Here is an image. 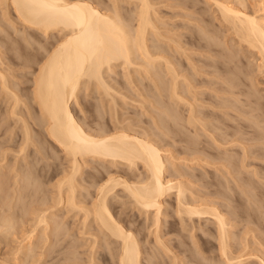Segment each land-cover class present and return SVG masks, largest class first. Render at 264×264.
Masks as SVG:
<instances>
[{"label":"rangeland","instance_id":"374dc122","mask_svg":"<svg viewBox=\"0 0 264 264\" xmlns=\"http://www.w3.org/2000/svg\"><path fill=\"white\" fill-rule=\"evenodd\" d=\"M0 1H1L0 2V41H1L0 42V72L4 74V76L6 75L5 77H7L6 80H7L8 86H10L9 87L10 91H13L12 93H14V96L16 94L15 100L16 99L18 100V101L16 100L17 103H15L13 99L14 97L13 94L10 93L9 95L8 92H5L4 89L0 87V170H3L7 174V175L5 174V176L7 177H5L4 179L7 180V184L9 186L5 188V190L7 191V192L5 191L6 193L4 192L3 195H1L0 193V197L2 198L0 201L3 204L2 206L0 205V217H2V214L4 213L9 214L12 210L13 213L11 212L9 215H11L12 217L14 216L13 218L15 219V221H18L16 219L17 218L16 216H21L22 217L21 219H25L23 221V226H22V222L19 217L18 224L20 226L16 223L15 226H18V227L17 228L15 227L16 229L13 228L15 231L12 229L7 230V226L0 225V264H3V263L4 264L6 263L7 264H20V263L21 264H30V263L31 264H51L53 263V261L55 262L56 256L58 257L57 259L58 261L59 259H61L62 256L64 257L62 259H65L66 257V260H67V261L62 260L64 263L61 260L58 263V261L56 260L58 264H113L114 260L112 259V254H113V251L115 252L114 249H116L115 244H110V245L105 244V240L102 239L101 233L98 236H96V241H95V238L93 236L96 235V232H95L96 229H95V223L93 219L88 218L87 220L88 223L86 221L85 226H82L83 223L81 224V222H83L82 220L84 218L83 210L79 211V209H76V208L74 209L71 207L69 208L68 205H65V204L63 205V203H61L62 205L57 204L56 190H55L54 184L55 182L59 180V178L63 176V170L66 171V169H68V166H69L68 157L66 156L63 149L58 147L56 143L53 142L47 136L43 128L40 126L42 123L41 112L37 106L36 101L33 99V95H32V89H33L32 80H33V75H34L33 73L36 72V68L38 67V64L42 61L43 59L42 56L44 55L42 48L39 47V44H38L40 42H37V41H42V42L44 41L45 43L48 44L51 41L54 42V39L57 40L58 38H60L62 33L60 31L59 32L54 31V33L49 32L47 35L48 37H46L45 39L42 33L40 34V32H38L36 29L32 27L24 26L22 25L21 22L17 20L15 21V14L12 11V9L8 8L9 14L5 15L4 13L6 10V6L2 0ZM131 1H134V0H131ZM223 1H226V0H223ZM229 1H231L232 3L235 2L237 3L238 6L244 7L248 13L257 14V15L264 14V0H238V1L229 0ZM148 2L151 5L150 12L153 13V14L151 13V15L155 16V18L154 16L152 17L154 18L155 24L158 26V27L156 26L157 29L159 30L158 33L161 32L160 33L161 35L159 34L157 35V33L155 34L154 32L153 34L149 33V34H152L151 36L148 34L149 36L148 38L150 39L149 42L153 44V41H155V39L156 41L159 40L157 41L158 43L155 44L156 43L155 42L154 45L157 46L160 44L159 46L163 47V49H167V51L169 50V53L167 56L169 57V54H170V58L172 59L173 57L172 59L174 61L173 65L176 67L175 69H176V72L178 73L177 84H179V86H177V89H179L180 94L183 93L182 96L184 95V98L185 97L186 99L188 98V101L193 103V106H194L193 111H194V114L197 115L196 118L198 116H199L198 118H200V116H203L202 114H204L205 117H202L203 119L201 118V120L205 121L204 124H205V127H207L205 128L206 130H202L201 127H199V125L197 124L198 126L196 125L197 127L195 128H197L198 130L195 131L194 125L192 124L190 125L187 123L186 119H187L189 110L186 108L188 106L186 104L183 105V103L181 102L177 103L176 101H173V100L171 101L169 97L166 98V96L170 93L169 91H167L168 89L167 90L163 89L165 92L167 91V93L164 92L166 96L163 95L162 88L159 85L160 81L164 80L163 82L169 85L168 83L170 81V75H168L169 73H166V70L163 64L162 63L160 64L158 61H155L154 64L152 63L154 67H151V65L144 66L142 64H139V62L141 63V61L139 60H135L130 65H124L120 59H119L120 61L116 60L112 64L113 65L111 67L112 69L111 68L110 69L108 68L109 70L105 69L104 74H103V77L106 82V87H107L106 91L105 89L101 88L100 85H97V83L94 80L90 81L89 83H85L84 85H82L83 83H81V85H79V88L77 90L76 98L73 99L70 103L71 107L74 108L73 111H75L74 113L75 117L78 118V121H80L81 123H84L83 125L85 127H89L90 130H93V132L95 131L94 129H96V131H100V130L104 131L105 129H109L107 131L105 130L106 133H110V132L112 133L116 129L117 130L121 129L125 131L129 130L128 132H131V131L135 132L139 136H142V135L148 136L150 137V139L153 137L154 138V139L152 138L153 141L157 140L156 141V143L158 142L157 146L160 149V154L162 158L164 159L165 165L167 167L165 171V177L171 179L172 182H177V181L182 182L183 181L184 185H186L185 183H187L186 185L187 187L185 186L186 187V192H185L186 198L189 197L187 198V200H190V201L193 200L196 204H198L200 201L201 204L206 203L207 205H210V206H214V207L216 206V208L219 209L222 213H224V211L226 213L228 210V212L226 214L224 213V215L226 216L227 221L229 222V224H227L228 226L227 228L229 229L228 233L230 235L229 236V243L231 245L230 251H232L233 255H236L237 253L240 254L241 252L242 254H244V257H247V258H248V255L251 254V258H250L251 262L249 264H258L254 257L261 256L263 264H264V179H263L264 178V156L260 155L262 153L264 155V152H262L264 151V148H263L264 139L257 140L255 138L256 136H259L260 134L261 135L264 134V74L262 73V70L260 69L261 67H259V64L261 66L260 56H258V53L255 50H252V49L250 50V48H247L246 45H243L242 43L241 44L237 43V41H235L236 39H232L233 41L230 40V38L233 37L231 32L230 31L225 32L226 29L225 31H223L224 28L220 26V24L217 25L218 22L212 16L214 13L216 14V12H212L214 6L211 5L212 4L211 0H148ZM102 3H103V6H101L100 9L101 11L105 12L106 11L105 6L107 5L109 7V5H111V1L108 2V0H103ZM133 4H134L133 2H128L127 0H120V2L118 3L119 5L118 8L119 7L121 8V9L119 8L120 10L119 9L118 10L122 13L123 16L126 17V19L128 18L130 19L131 16L129 15L130 14L132 15V12H130L129 8L133 10V6H134ZM123 6L125 9L123 8ZM122 15L121 17H123ZM7 17L9 19H14L13 20L14 24L15 22L17 24L15 25L11 24L13 26L11 27L9 21L7 20ZM130 21L131 23L135 22V21L133 22L132 17ZM19 29L21 30L19 31ZM207 30L210 32H208ZM21 31H22V34H21ZM205 34L206 36H201ZM214 35H217L216 40L213 38L215 37ZM229 35H232V37ZM166 36L167 38L169 37V38H172V40L177 41V43L180 44V47L177 44L170 42L167 38H164ZM152 37H154L155 39H153ZM211 37L216 42H214V40H212ZM211 41L213 43H216V45L219 43V41L222 43V44L221 43L218 44L216 48H218L219 46L222 47V49L221 48H218V49H219V53L220 51L225 52V54L224 53L222 54L224 55L223 58L218 57L221 55V53L219 55L215 53L217 54L215 55L214 52L210 51L206 46L203 47V45H206L207 42H208L207 44H212ZM40 46H41V43H40ZM170 46L172 48H170ZM151 49L154 50V48H151ZM229 52L232 53L231 55L233 58L232 62H227L226 56L229 57L230 55ZM233 56L234 57L237 56L236 59ZM221 58L223 59L221 64L224 63L225 67H228V69L227 68L226 69L229 70L230 74L232 71H234L235 74L232 72L233 74L231 75L229 74L223 75L217 69L215 70L216 66L220 65V61L222 60ZM214 59H215V62H214ZM216 60L218 61V63ZM225 60L228 64L224 62ZM145 68H147L148 70ZM239 70L242 73H239ZM150 72L158 73L157 75L159 76V78H161V80L159 81V78H157V75L155 76L153 75V73L151 74ZM229 76L232 79L233 78L235 79L236 77L237 79L235 80L241 82L239 83L240 88L238 84V87H237L238 90L241 89L243 91H246L245 93L247 94H245V96L246 95L248 96V94L252 96L251 97L249 96L250 98L249 97L247 98L242 94L239 96V100H240L239 101L234 98V95L236 97L237 93L229 94V92H222V91L219 92V84H221L224 78H228ZM165 83H164V86H165ZM157 85L159 86L158 88H157ZM158 89H160V91ZM159 93L162 96H160ZM157 95H159L161 98ZM158 97L160 98L159 100L161 101L160 103L159 101H157ZM228 97H229V100H228ZM232 98L235 100H233ZM230 100H232L231 102H233L235 105L241 102L246 103V104L245 105L243 104L242 108H241L242 103L237 104L239 106V107L237 106L236 108L237 110L232 107H231V110H229L230 106H226L227 108L226 110L225 106L223 105H229L228 102H230ZM162 101L165 104L164 103L162 104ZM161 104L163 105L162 107H161ZM166 104L170 105V107H168V105ZM174 106L176 109V110H173L174 118L176 116L181 117V119L178 118L179 119L178 123H174L176 122L174 118L173 120L172 118H170V117H173V114H168L166 110L168 108V112H171L172 110L170 109L171 107L174 108ZM244 106H246L245 110H243ZM12 111H14L15 114L11 113ZM175 112L177 115L175 114ZM178 114L180 116H178ZM159 117H162L160 118L159 123L162 122L161 119H163V121L165 120L166 123L162 122V124H165L163 125L165 127H168V126L171 127V129L169 127L166 128L170 130H165V128H161L162 127L161 123L160 124L158 123ZM225 118L227 120H225ZM22 120L26 123L27 126L30 127L31 135H32L31 139L28 141L29 145L27 144V146L25 147V150H24L25 153L24 154L22 153V154L28 158L30 156H33L36 162L35 161L27 162L28 158H27V161L23 160L22 158H24V156L22 155L21 157L20 156L21 153L20 154L18 153L19 147H20V140L22 137V130H23ZM224 120L226 121V123H230L228 125L230 126L231 124L233 125V127L231 126V129L234 128L231 130L229 127L227 129V132H230V133L232 131L234 132L236 129L235 125H238L239 126L238 128L240 129V130L238 129V133H236V135L233 136L235 145L233 143L228 144V142L224 144L226 146L228 145L227 147L229 148H230V145L233 144L231 146V151H229L230 154H233L232 158L233 159L236 158V160L241 159L242 152H243L241 145L246 147L245 150L247 151V153H249V155L251 153L250 151H252L251 155L250 156L248 155L249 158L248 156H246L245 158L244 162L245 163L247 162L246 163L247 165L245 163L244 165L243 161L242 162L237 161V163L238 162L239 163L235 164L236 170L238 168H239L238 170H240L239 172L237 170L238 173L234 169L235 166L234 167L232 166V168H230L231 166H228L227 169L229 168L228 170H231V172L230 171H229L230 173L225 172V168H222L221 165L228 164V163L224 161L219 162V157L222 155L221 150L223 151L222 147L224 145L223 144H222L223 146L219 145L220 144L219 142L215 143L213 141L216 138V135H218L220 131V130H217L219 129L218 125L225 123ZM166 124H168V126H166ZM213 126L217 128L214 129ZM173 130H175L176 132ZM200 130L203 131L201 134H200L201 132ZM193 131L195 132L194 134H193ZM207 131L209 133H211L210 131H212V134L213 133L215 134V135L213 134V137L215 138H213L211 135L209 136ZM215 131L218 134H216ZM164 133H167V134H164ZM196 133L199 135H197ZM144 134H147V135H144ZM194 135L199 136L198 139L197 137H195L196 140H199L198 142L195 141ZM240 136H243V139L241 141H237V140H240L239 139ZM174 137H176V139ZM217 137L219 139V135ZM227 138L228 140L230 139L232 140V138L230 139L229 137ZM252 138H254V140H252ZM191 139L197 142V144L195 145L196 149L197 147L199 149L204 148L205 152L195 153V151H191V148H188V147H192V149H194L193 148L194 146L190 143L192 141ZM245 139H248V140L245 141ZM186 140L190 144H188ZM200 140L203 142V144L200 143ZM215 140L219 141L217 139ZM198 143L202 144V147L201 145L199 147ZM185 144L187 145L185 146ZM203 145L205 147H203ZM232 149H233V152H232ZM260 150L262 153H259ZM254 151L255 152L258 151L259 154L257 155V153H255ZM37 153L39 154V156L41 155L40 158H42V161H39L41 159L37 157L38 155ZM219 153H220V156H219ZM34 155L36 156V158ZM3 156H5V159ZM21 159L26 164V165L24 164V166L25 167L27 166V169H30L31 173L35 172V175L30 173V177L36 180L35 177L38 176L37 182H34V184L35 185H38L39 183L41 184V185L39 184V187H38V189L41 188V190L39 189L40 192L42 191L41 193L40 192L37 193L38 189L35 190V187L37 186L34 185L35 187H33V184L32 186L28 185L29 186V187L27 186L28 188L23 187L25 188V190H23V188L21 189L22 191L20 190L21 188L20 186H22L21 185L22 183L20 182L24 179L23 174L21 175L22 171L19 170L20 169L19 166L22 165L23 163V162L21 163ZM36 159H39V160H36ZM86 159H88L89 163L87 161V164L85 163L84 167L81 168L80 172L78 173L79 175L78 174L76 175V180H77V183L79 184V187H78L79 189H76L77 193H75V195L77 194V196L75 198V201L77 200L76 203L79 204V205L77 204L79 207L81 206L84 207L86 205L87 207L89 206L90 202L92 201L94 197L95 190H96L95 188L97 187L94 182H96L97 184H100L101 182H103L109 175L106 173L107 171L108 173H111L112 176H115L117 174L125 175V173L127 172L128 174L131 175V176L129 175L130 177L134 178V179L132 178L130 179L132 181L136 179L135 175L142 174V172L144 173V169L143 167H141L142 165L140 162L138 163L140 167L135 166V167H138L139 169L138 171L136 170L137 168L135 167L129 168V169L127 165H123L124 166L123 167L122 166L123 162H119L120 164L122 163L121 165L119 163L118 164L115 163L116 165L115 166L112 163L110 164V161H107V160L106 162H103V161L101 162L100 160L98 161V159H95V158L91 159V157L89 158L87 157ZM14 160H15V163H13ZM37 161L39 163H37ZM240 162L242 164H240ZM1 163L3 167L1 166ZM31 163L33 164L31 165ZM35 163L37 164V167ZM28 164L30 165L28 166ZM13 165H16V166L13 167ZM243 165L246 168H242ZM17 166L19 169L17 168ZM33 167L35 169H33ZM14 168H16L18 172H20L19 173L20 175L18 174L17 171H14ZM38 169L40 172L38 171ZM131 169H133L132 172H131ZM248 169L249 170L251 169V170L249 171ZM252 170H253V173H251ZM255 170H256L255 174L258 173V176L261 175L260 177H258L257 175L254 176ZM98 171H101V172L99 173ZM137 171L139 174H136ZM15 173L18 175H16ZM86 173L88 175H85ZM92 173H97L98 176L94 174L96 175L94 177ZM101 173H104V174H101ZM226 174L227 175L229 174V175L227 176ZM90 175H93L94 177L92 178L91 176V180L92 179L94 180L93 182L94 185L90 183ZM17 176L19 178H17ZM234 176L237 177V180L234 179L235 181L232 179V178H235ZM248 176L251 177V178L249 177L250 181L247 179ZM86 177L89 179V180L87 179L89 182L84 181L86 180L84 179ZM224 177L225 179H223ZM98 178H100L101 180ZM244 178H246V181H244L245 180ZM16 179H19L18 180L19 184H18V181H16ZM38 180L40 182H38ZM225 180L232 181V182L231 181L224 182L226 184L228 183V187L229 186L231 187V188H228L227 191H224L223 188H225V186L224 187L222 186L223 185L222 182ZM251 181H253V183ZM244 182H247V183L245 184ZM219 183L221 184L220 186H219ZM248 184H251L252 186L251 185L247 186ZM245 185L247 187H245ZM255 186L257 188H252ZM32 187L36 192L35 191L33 192ZM120 187L121 186L119 185L116 186L115 189L113 190L115 193L112 192V193H109L108 195L109 197L108 199L113 201L112 205L114 204L113 205L114 207L112 206L111 208V212L115 216L123 215L124 217L122 216V218H125L126 222L128 221L129 223L132 222L130 225L132 228H134L137 239L138 238H139L138 240L141 239V241L139 242V244L142 246L141 251L142 250L145 251L144 252L145 255H148L149 253L146 251V249H148L147 246H151L153 244L152 243L153 234L151 233V231L153 230L152 229L153 226L150 228L151 220L146 221L145 219L144 221L143 219L145 218L144 214L142 213L140 214V212L135 207L131 206L132 204L129 205L130 200H128V197L126 196V192L120 189ZM248 187H251V188H248ZM247 189L249 190V192ZM241 190H244L245 192ZM173 191H172L173 194H171L170 197H167V200L169 202L167 203V205L165 204V206H167V208L165 207L167 210H164L165 214L163 213L164 216H161L162 221L164 219L166 220L165 222L163 221L164 224L162 223V226H163L162 229H166L170 223L172 226V230H170L171 232H169L168 235L165 234L164 236H162L163 239L167 240V241L166 240L164 241L166 243L171 242L172 245L174 244L178 245L180 246L181 249L185 251L187 250L186 252L189 251L188 254L185 252L188 256L195 255L197 259L198 258L201 259L200 257L203 255L204 257L211 259L210 260L211 264H215V263L224 264V262H222L220 259L221 257L218 256L219 253L217 251L218 250L217 241L215 240L214 234L213 235L211 234L212 235L211 236L207 232L208 234L205 233L206 234L205 235L204 233L200 232L201 230L199 231V229H203V228L208 229L209 227L210 228L213 227L212 225L213 223L210 222L211 220L208 221L206 219L205 220L203 219L202 222L203 224L205 223V225L208 221V225L206 226L202 225L201 223L198 224L197 222L191 224V221L188 220L186 216H183V217H186L185 222L183 219L180 220V218L176 216L173 210H171L172 209L171 206L175 202ZM246 192H248L249 194H247ZM242 193L246 195H242ZM8 194H10L9 195L10 198L8 197ZM223 194L225 195V197L223 196ZM110 195L112 196V198ZM247 195H248L249 201L247 200L248 199L246 197ZM113 196H115L116 198ZM244 196L247 199H244L243 198ZM117 197H119V199ZM113 198H115L116 200L115 199L113 200ZM40 200H43L44 202ZM27 202L28 204L31 203L30 206L27 204ZM121 204L122 205L125 204V205L122 206ZM8 206H11V207H8ZM23 206H26V207H23ZM2 207L4 208L2 209ZM32 208L35 209L36 211L45 212L44 216L45 217L48 216L47 218H45L46 223H49V225L45 223H39L37 225L38 226L37 229L35 230L36 233L34 231V235H32V237L33 236L35 237L33 238L31 237L32 238L31 240L32 241L34 240L37 243L36 242L34 243V241L32 242L30 240L32 242L31 243L32 247H34V245L35 247L31 249L30 253L29 251H25V250H23L22 252H19V256H18V253H16L18 252L16 248L19 245L18 244L20 242L19 240H23V242H25L24 244L25 245L27 244V246L30 244L29 243L30 241L26 239L27 236L26 238L24 237V239L27 240L26 242V240L23 239V235L24 233H26V230H27L26 234H28L29 230L31 231V229H33L32 228L33 225H30V224L35 223L32 220V217L35 216L32 213L35 210H33ZM46 209H48L49 211ZM3 210H5V212H3ZM14 213L16 214V216L14 215ZM149 217L150 218L148 219H151V216ZM35 218L36 216L33 217V219ZM89 219H92V221L90 220L89 222ZM47 220H49L50 222L49 221L47 222ZM182 221L186 223L183 225L184 227L181 226V224L183 223ZM27 222L29 223V225ZM146 223H148V227ZM193 224H195L196 226L194 227L192 226L191 227L192 230H191L190 226ZM21 227H24V228L21 229ZM193 228L194 230L195 229L198 230V232H200L201 235L203 234L202 237L205 240L204 241L202 239L203 242H201V240L200 241L197 240L199 241V243L201 242V245L199 246V248H196V249L194 248L195 247L194 245L196 244L195 239L197 238H194L193 233L197 231H194L192 233ZM148 229H152L150 230L151 234L148 232ZM18 230L20 233L18 232ZM47 231L49 233L51 232L52 234L51 233L49 234ZM163 232H161V235L163 234ZM7 233L8 234L10 233V235H7ZM13 233H14V236H13ZM200 233H195V234H197L198 236V234ZM44 234H48L49 238L48 237L47 238L49 239V241L48 239L45 238ZM12 236L14 237V239H12ZM144 236L145 238H143ZM144 239H147V241L145 240L147 243L145 241L143 242ZM2 241L4 244L2 243ZM148 241H150V243L152 244H150ZM37 244L39 245V247ZM156 245L153 246L155 252L159 250V249L156 250V247H157ZM40 247L42 248V250ZM5 249L6 251H4ZM55 250H58V252ZM198 250L201 251L200 252L201 254H199ZM172 251L176 254L178 253V250L175 247L173 248ZM23 252H26V253H23ZM40 252L42 253V255ZM28 253L29 255H26ZM43 253H45V255ZM57 253L59 255H57ZM158 253L159 252H157L156 258L159 261H161V264H169L168 260L171 258V253H170V256H169V253L166 254L169 258L166 255L163 256L161 254L159 255ZM15 254L18 256V258ZM141 255L143 256V253ZM252 255H254V257ZM179 257L181 259V262L184 261L183 264H193V262L186 263L187 257L183 256L182 254L179 255ZM24 259L27 261H25ZM247 260H248L247 262L250 261L249 259Z\"/></svg>","mask_w":264,"mask_h":264},{"label":"bare ground","instance_id":"6f19581e","mask_svg":"<svg viewBox=\"0 0 264 264\" xmlns=\"http://www.w3.org/2000/svg\"><path fill=\"white\" fill-rule=\"evenodd\" d=\"M2 1L4 2L5 6H6V10L4 13L5 15L9 14L8 8L12 9V11L15 14V21L17 20V21L21 22L22 25H24V26H28V27H32V28L36 29L38 32H40V34L42 33V35L44 36L45 39H46V37H48L47 35L49 32L54 33V31H58V32L60 31L62 33V34L60 33L61 34L60 38H58L57 40L54 39V42L51 41L48 44L45 43L44 41H43L44 42L43 43L42 41L36 40L37 42L41 43V46H40V43H38V44H39V47L42 48L44 55L42 54L43 59L38 64V67L36 68V72L34 71L35 73H33L34 75H33V80H32V84H33L32 95H33V99L36 101L37 106L41 112L42 123L40 122L41 123L40 126L43 128V130L45 131L47 136L53 142H55L58 147L63 149L66 156L68 157V162H69V164H68L69 166L67 165L68 169H66V171L63 170V176L61 178H59V180L57 182H55V184H54V187L56 190L57 204L62 205L61 203H63V205L64 204L68 205L69 208L70 207L73 209L76 208V209H79V211L83 210V213H84L83 217L84 218L82 220L83 222H81V224L83 223L82 226H85V222L88 220V218L93 219V221L95 223V229H96V231H95L96 235L93 236L95 238V241H96V236H98L101 233L102 239L105 240V244H108V245L115 244L116 249H114L115 252L113 251V254H112V259L114 260L113 264H161V261H159L156 258L157 252H159L158 253L159 255L161 254L163 256H165L168 253L170 256V253H171V258L169 259L170 262L168 260L169 264H183L184 261L181 262V259L179 257V255H181V254L183 256L187 257L186 263L193 262V264H211L210 258L204 257L203 255L200 257L201 259H199V258L197 259V257L195 255H194L195 257L192 255L188 256L187 254L189 253V251L186 252L187 250L185 251V250L181 249L180 246H178V245H175V244L172 245L171 242L166 243L164 241L166 239L162 238V236H164L165 234L168 235V233L171 232L170 230H172V226H171L170 222H169L170 223L169 226L166 229H162V227H163L162 223L164 224V222L166 220L164 219L163 220L164 222H163L161 220L162 219L161 216H164V214H165L164 210H167L166 209L167 206H165V204L167 205V203H169L167 200V197H170V195L173 194L172 193L173 190H174L173 196L175 197V198L174 197L173 198L175 199V202H174V204L172 203L173 204L172 206L171 205L170 206L172 207L171 210H173V212L176 214V216H178L180 218V220L183 219L185 222V218L187 217V219L191 221V224L197 222L198 224L201 223L202 225H205V223L203 224V222H202L203 219L204 220L206 219L208 221L211 220L210 222L213 223L212 224L213 227H211V228L209 227L208 229L207 228L199 229V231L201 230L200 232L204 233V234L207 232L209 233V235L214 234L215 240L217 241V248H218L217 251L219 253L218 256L221 257L220 259L222 262H224V264H249L251 262V260H250L251 254L248 255V258H247V257H244V254H242L241 252H240V254L237 253L236 255H233L232 251H230V249H231V247H230L231 245L229 243V236L230 235L228 233L229 229L227 228L228 227L227 224H229V222L227 221V218L224 215L225 211H224V213H222L219 209L216 208V206L215 207L210 206V205H207L206 203H202L203 204L202 205L200 203V201L198 204H196L193 200L192 201L187 200V198H189V197L186 198V195H185L187 183H185L186 185H184L183 181L182 182L181 181L172 182L171 179L165 177V171H166L167 167L165 165L164 159L162 158V156L160 154V149L157 146V144H158V142L156 143L157 140L153 141V139H154L153 137H152L153 139L151 138L152 139L151 140L150 137H148V136H143V135L139 136L135 132H132V131L128 132L129 130L125 131V130H121V129H119V130L116 129L112 133L111 132L106 133L105 130L107 131L109 129H105L104 131L103 130L101 131L98 128L100 131H96V129H94L96 132L95 131L93 132V130H90L89 127H85L83 125L84 123H81L80 121H78V118H76L75 114H74L75 111H73L74 108H72L70 105L71 101L76 98L77 90L79 88V85H81V83H83L82 85H84L85 83H89L90 81L94 80L97 83V85H100V87L105 89V91H106L107 87H106V82H105V79L103 77V74H104L105 69H108V68L110 69L113 66L112 65L113 62H115L116 60L120 59L124 65H130L135 60H139V61H141V63L139 62V64H142L144 66L151 65V67H154L153 64L155 63V61H158L160 64L161 63L163 64V66L166 70V73H169L168 75H170V81L168 83L169 85H167V83L163 82L164 80L162 81L161 78H159V76L157 75L158 73L152 72L153 75H155V76L157 75V78H159V81L161 80L159 85L162 88L163 95H165L164 94L165 91L163 89H165V90L168 89L167 91H169L170 93L168 94L169 96L165 95L166 98L169 97V99L171 101L173 100V101H176L177 103L181 102V103H183V105L186 104L188 106L186 108L189 110L188 116L186 119L187 123L190 125L191 124L194 125L195 131L198 130L197 128H195L198 125H199V127H201L202 130H206L205 128H207V127H205V124H204L205 121L201 120L202 117H205L204 114H202L203 116H200V118H198L199 116L196 118L197 115L194 114L193 103L188 101V98L187 99H186V97L184 98V95L182 96L183 93L180 94L179 89H177V86H179V84H177L178 73L176 72V69H175L176 67L173 65L174 64L173 63L174 61L172 60L173 57L171 59L170 54H169V57L167 56L169 53V50L167 51V49H163V47L159 46L160 44L157 46L154 45L155 42H156L155 44H157L158 43L157 41H159V40L156 41V39L154 37H152L153 39H155V41H153V44H151L149 42L150 41V39L148 38L149 33L153 34V32H154L155 34L157 33V35L158 34L161 35L160 34L161 32L158 33L159 32V30L157 29L158 26L155 24V21H154L155 16L151 15V13H152V12H150L151 5L148 2V0H134V1L127 0L128 2L134 3L133 4L134 5L133 10L131 8H129V6H128L130 12H132V15L130 14L129 16L132 17L133 22L135 21L134 23H131V21H130L131 17H130V19L129 18L126 19V17L123 16L122 13L119 11L121 9L120 7H119L120 9L118 8V6H119L118 3L120 2V0H108V2L111 1V5H109V7L107 5L106 6L104 5L105 9H106L105 12L101 11V9H100V7L103 6V3H102L103 0H2ZM211 1H212L211 5L214 6L212 12H216V14L212 13L213 14L212 16L218 22L217 25L220 24V26H222L224 28L223 31H225V29H226L225 32H227V31L231 32V34L233 35V37H232V35H229L232 37V38H230L231 41H233L232 39H236L235 41H237V43H239V44L242 43L243 45H246L247 48H250V50L251 49L255 50L258 53V56H260V59H261V61H260L261 66L259 64V67H261L260 69L262 70V73L264 74V14L257 15V14L248 13L244 7L238 6L237 3H235V2L232 3L229 0H228L229 2L227 0H226L227 2L223 1V0H211ZM123 8H124V6H123ZM121 15L123 17H121ZM152 16H154V18ZM4 17H6V16H4ZM7 20L9 21L10 25L14 24V21H13L14 19H9L7 17ZM15 24H17V23L15 22ZM12 25H11V27H13ZM20 30L21 29H19V31ZM221 30H222V28H221ZM22 31H21V34H22ZM208 32H210V31H208ZM152 34H149V35L151 36ZM201 36H206V34L201 35ZM214 36L215 37H213V38L216 40L217 35H214ZM158 37H160V36H158ZM162 38H163V36H162ZM164 38H167V36ZM213 38H212V40H214ZM157 39H159V38H157ZM167 39L170 42H173L180 47V44L177 43V41H174V40H172V38H169V37ZM38 40H40V39H38ZM215 40H214V42H216ZM207 43H206V45H203V47L206 46L210 51H213L214 54L217 53L219 55L221 53V55L218 56L219 58L224 57V55H222V54L223 53L225 54V52L220 51V53H219V49H218V48L222 49V47L219 46L218 48H216V46H218V44L221 43L220 41H219V43L217 42L218 43L217 45H216V43H213V42H212V44H207ZM151 48H154V50ZM170 48H172V47L170 46ZM217 54H215V55H217ZM231 55H232V53H230V55H229L230 58H232ZM229 57L226 56L227 62H232L233 58L230 59ZM236 57H234V58L236 59ZM222 61H223V59L220 61V65L216 66L215 70L217 69L223 75L224 74L225 75H227V74L231 75L233 73L235 74V72L232 70H230V71H232L233 73L231 72V74H230L229 70H227L228 67H225L224 63L221 64ZM214 62H215V59H214ZM224 62H226V60ZM217 63H218V61H217ZM136 64H138V63H136ZM160 66H162V65H160ZM228 66H230V65H228ZM158 67H159V65H158ZM147 68H145V69H147ZM239 73H242V72L239 70ZM5 76H4V74H2L0 72V85H1L0 87L3 88L5 92H8V94L10 95V93H12L13 91H10V88H9L10 86H8V83L6 80L7 77H5ZM232 77H234V76H232ZM235 79H237V78L235 77ZM235 79L234 78L232 79L230 76L228 78H224V80H222L221 84H219V92H221V91L222 92H229V94L237 93V96L235 97V95H234V98L239 100L240 95L243 94L245 96V94H247V93H245L246 91H243L241 89L238 90V88H237L238 84L241 82L236 81ZM164 83H165V86H164ZM219 83H220V81H219ZM158 87L159 86L157 85V88ZM239 88H240V84H239ZM160 89H158V90L160 91ZM167 91L165 93H167ZM12 94L14 96V93H12ZM15 96H16V94H15ZM15 96L13 97V99H14L15 103H17L16 102L17 99L15 100V98H16ZM157 96H159V95H157ZM160 96H162V95L160 94ZM249 96L251 97L252 95L248 94V96L246 95L245 97L248 98ZM159 97L157 98L158 99L157 101L160 100L161 97L160 98ZM235 99H233V100H235ZM228 100H229V97H228ZM231 101L232 100H230V102H228L229 105H223V106H225L226 110H227L226 106H230V108L229 107L228 108H229V110H231V107L236 109L238 106L237 104L242 103V102L237 103V101H236L237 104L235 105ZM160 102L161 101H159V103ZM163 103L164 102L162 101V104ZM162 104H161V107L163 106ZM219 104H221V103H219ZM243 104L245 105L246 103H242L241 108L243 107ZM166 105H168V104H166ZM168 107H170V105H168ZM172 107L170 110H172V111L176 110L175 106H174V108H172ZM245 107L246 106H244L243 110H245ZM166 110H167L168 114H173V117H170L173 120L174 111L168 112V108ZM219 110H221V109H219ZM11 113L15 114L14 111H12ZM175 114H176V112H175ZM206 114H208V113H206ZM225 114H226V112H225ZM11 115H13V114H11ZM178 116H180V115L178 114ZM160 118H162V117H159L158 123H159ZM178 118L181 119V117L176 116L174 118V120L176 122H174V123H178V121H179ZM225 120H227V119L225 118ZM225 120H224V122L226 123ZM161 121L166 123V121L165 120L163 121V119H161ZM22 122H23V126H22L23 130H22V137L20 140V147H19V152H18L19 154L21 153V155H20L21 157L25 153V151H24L25 147L27 146L28 141L32 137L30 127L27 126L23 120H22ZM162 122H160L161 126H162L161 128H165V130L171 129V127H169L168 124H166V126H168L170 129H166L168 127L163 126L165 124H162ZM225 123H222L220 125L217 124L219 126V129H217V130H220V131H219V134L216 133V131H215V133L219 135V139L217 137L218 135H216V138L213 137V134H214V133L212 134L213 129H212V131H210L211 133H209L208 131H207V133L209 134V136L211 135L213 138L219 140V141H216L215 139L213 140L215 143L219 142L220 143L219 145H222V144L224 145L227 142H228V144H230V143L234 144L235 142L233 140L234 139L233 136L236 135V133H238V129H239L238 127L239 126L235 125L236 126L235 128L237 130L235 129L234 132L232 131L230 133V132H227V129L229 127L231 129V126L233 127V125L231 124V126H230V125H228L230 123H226V124ZM216 128L217 127H214V129H216ZM232 129H234V128H232ZM202 130H200L201 131L200 134L203 132ZM173 131H175V130H173ZM194 133L195 132L193 131V134ZM164 134H167V133H164ZM144 135H147V134H144ZM195 135H194V139H195V141L198 142L199 140H196L195 137H197V139H198L199 136H195ZM197 135H199V134H197ZM263 135L264 134H262V135L260 134L259 136H256L255 138L257 140L258 139L259 140L264 139ZM212 137H210V138H212ZM227 137H229V139L232 138V140L231 139L228 140ZM174 138L176 139V137H174ZM239 139L240 140H237V141H241L243 139V136H240ZM189 140H190V138H189ZM246 140H248V139H245V141ZM252 140H254V138H252ZM195 141L192 140L190 142L194 146L193 147L194 149H192V147H188V146L187 147L191 148V151H195V153L196 152L197 153L198 152L204 153L205 152L204 148L199 149L197 147V149H196L195 145L197 144V142H195ZM250 141H251V139H250ZM187 143H188V141H187ZM190 143H188V144H190ZM200 143L203 144V142L201 140H200ZM202 144L198 143V146L200 147V145H201V147H202ZM240 144H241V142H240ZM186 145L187 144H185V146ZM232 145H230V148L227 147L228 145L227 146L224 145L223 146L224 148L222 147V149H223V151L221 150V154H222L221 156L222 157L220 156V153H219V156H220L219 162L224 161V162L228 163V164H222L221 165L222 168H225L226 173L229 171L231 172V170H228L229 168L227 169L228 166H231L230 168H232V166L233 167L235 166L234 169L236 170L235 164L239 163V162L237 163V161H241V162L243 161V164H244L246 156L249 155V153H247V151L245 150L246 147L241 145V147L243 149L241 159H238V160H236V158L233 159L232 158L233 154L229 153V151H231ZM206 146H208V145H206ZM203 147H205V146L203 145ZM219 147H221V146H219ZM261 148H262V146H261ZM42 150H43V148H42ZM232 152H233V149H232ZM250 152L252 153V151H250ZM262 152H264V151H262ZM262 152L260 150L259 153H262ZM4 153H3V155H4ZM206 153H208V152H206ZM251 153H250V155H251ZM255 153H257V155L259 154L258 151ZM260 155L264 156L263 153ZM40 156H39V154L37 155V157L41 160H39V159H36V160L42 161V158H40ZM249 156H248V158H249ZM3 157L5 159V156H3ZM87 157L88 158L91 157V159H93V158L98 159V161L100 160L101 162L102 161L106 162V160H107V161H110V164L112 163L113 165H115V163L118 164L119 162H123V164L121 163L122 166L127 165L128 169L133 168L135 166H139L138 163L140 162L142 165L141 167H143V169H144V173L142 172V174H139L138 173V171H139L138 167H135V168H137L136 170H138V171H137V173L136 172H134V173L139 174V175H135L136 179L134 181H132V180H130L132 178V177H130L131 175L128 174L127 172L125 173V175H122V174L118 175L117 174L115 176H112L111 173H108V171L107 172L105 171L109 175L108 176L106 175L107 178L103 182H101L100 184H97L96 182H94L93 179H92L93 180L92 181L91 176H92V178H94L96 175L98 176L97 173L98 172L100 173L101 171H98L97 173H92L93 175L96 174V175H94V177H93V175H90V183L93 184V182H94L97 186L95 188L96 190H95L94 197H93V199L90 202L88 207H87V205L84 207H82V206L79 207L78 206L79 204L76 203L77 200L75 201V198L77 196V194L75 195V193H77L76 189H79L78 188L79 184L77 183L76 175L80 172L81 168L84 167V164L85 163L87 164V161H88V159H86ZM27 158L28 157L24 156V158H22V159L27 161ZM35 158H36V156H35ZM22 159H21V163L22 162L23 163H22V165L19 166L20 169L17 166V168L20 171H22L21 175L23 174V176H24V179L21 177L23 180L22 181L20 180L21 181L20 183H22L21 184L22 186H20L21 187L20 190L23 187L28 188L29 187L28 185L32 186V184H33V187L37 186V187H35V190H37L40 183L38 185H35L34 182H37L38 176L35 177L36 180H34L33 178L30 177L31 171H30V169H27V166L26 167L24 166L25 163H24V161H22ZM33 161H35L34 157L30 156L28 158L27 162H33ZM16 162H18V161H16ZM93 162H94V160H93ZM241 162H240V164H242ZM2 163H1V166H2ZM13 163H15V160ZM37 163H39V162L37 161ZM88 163H89V161H88ZM32 164L33 163H31V165ZM29 165L30 164H28V166ZM101 165H103V164H101ZM244 165L242 168H246ZM14 166H16V165H13V167ZM33 166H35V165H33ZM30 167H32V166H30ZM36 167H37V164H36ZM33 169H35V168L33 167ZM41 169H43V168H41ZM36 170H37V168H36ZM36 170H34V171H36ZM132 170L133 169H131V172H132ZM237 170H236V172H237ZM248 170H246V171H248ZM253 170L251 173H253ZM14 171H17L16 168H14ZM38 171H39V169H38ZM239 171L240 170H238V172ZM255 172H256V170L254 171V176L255 175L258 176V173L255 174ZM19 173L20 172H18V174ZM134 173H132V174H134ZM5 174L6 173L3 170H0V193H1V195H3V193L6 191L5 188L8 186L7 180L4 179L5 177H7V176H5ZM18 174H16V175H18ZM31 174L35 175V172H33ZM101 174H104V173H101ZM85 175H88V174L86 173ZM260 176H258V177H260ZM87 177L84 178L86 180L83 179L86 182L89 180ZM225 177L223 179H225ZM249 177L250 176H248L247 179L250 181ZM17 178H19V177L17 176ZM100 178H101V176H100ZM100 178H98V179H100ZM132 179H134V178H132ZM227 179H228V177H227ZM232 179L237 180V177L232 178ZM244 179H245L244 181H246V178H244ZM18 180L19 179H16V181H18ZM228 181H231V180H228ZM228 181H226V180L223 182L221 181L223 183L222 186L223 187L225 186V188H227V189L223 188L224 191H227L228 188H231L230 186L228 187V183L227 184L224 183V182H228ZM38 182H40V181L38 180ZM236 182H238V181H236ZM247 182H244V183L246 184ZM251 182L253 183V181H251ZM18 184H19V181H18ZM251 184H248L247 186H249ZM118 185L121 186L120 189H122L123 191L126 192V196L128 197V200H130L129 205L132 204L131 206L135 207L140 212V214L141 213L144 214V216H145V218H143L144 221H145V219H146V221L151 220L150 221V223H151L150 228L153 226L152 227L153 230L148 229V232L150 233V230H152L151 233L153 234L152 238L154 240V241L152 240V243L154 245L152 243H150V241H148V242L150 244H152L153 246H155L157 244L156 250L159 249V250H157V252L154 251V248L151 245L153 249L151 248V246H147L149 251H148V249H146V251L149 254L145 255V253H144L145 251H143V250H142L143 252L141 251L142 246L139 244L141 239L140 240H138L139 238L137 239L135 230L130 225L132 222L131 223H129V221L126 222L125 218H122L123 215L122 216H115L111 212V208L114 204L112 205L113 201L108 199L109 198L108 195H109V193L114 192L113 190ZM220 185L221 184L219 183V186ZM247 186L245 185V187H247ZM33 187H32V189H33ZM25 188H23V190H25ZM248 188H251V187H248ZM252 188H257V187L255 186ZM39 189L41 190V188H39ZM39 189L37 190V193L40 192ZM221 189H222V187H221ZM35 190L33 189V192ZM30 191H31V189H30ZM241 191H244V190H241ZM245 191H246V189H245ZM248 192H249V190H248ZM248 192H246V193L249 194ZM9 195L10 194H8V197H9ZM21 195H23V194H21ZM114 195H116V194H114ZM242 195H246V194L242 193ZM223 196L225 197L224 194H223ZM113 197H115V196H113ZM246 197L248 198V195ZM246 197L244 196L243 198L247 199ZM4 198H5V196H4ZM111 198H112V196H111ZM115 198H113V200ZM117 198L119 199V197H117ZM1 199L2 198L0 197V200ZM39 199H41V198H39ZM250 199H251V197H250ZM247 200L249 201V198ZM40 201L44 202L43 200H40ZM5 202H4V204H5ZM21 202H23V201H21ZM0 203H1V201H0ZM27 204H28V202H27ZM30 204H28V205L30 206ZM204 204H206V205H204ZM0 205L2 206L3 204L1 203ZM123 205H125V204H123ZM33 206H34V204H33ZM8 207H11V206H8ZM23 207H26V206H23ZM3 208L4 207H2V209ZM21 210H22V208H21ZM33 210H35V209H33ZM46 210H48V209H46ZM25 211H27V210H25ZM3 212H5V210H3ZM7 212H8V210H7ZM11 212L13 213L12 210H11ZM227 212H228V210H227ZM15 213H14V215L16 216ZM42 213H44V214H42ZM46 213H47V211H46ZM9 214H5V213L2 214V217H0V225L1 226L5 225V226H7V230L8 229L14 230L13 228L18 227L15 225H16V223L17 224L19 223L18 222L19 217H20V220H21L22 226H23V221L25 219H21L22 218L21 216H16L17 217L16 219L18 221H15V219L13 218L14 216L12 217ZM32 214L36 216V218L33 219V217H35V216L31 215V216H33L32 220L35 222L33 224H30V225H33V227H32L33 229H31V231L29 230L28 234H26L27 233V230H26V233H24V235L26 234L25 236L21 233L23 235V239H24V237L26 238V236H27L26 239L29 241L33 237H35V236L32 237V235H34V231L37 229V227H38L37 225L39 223H45V224L49 225V223H46L45 218H47L48 216L47 217L44 216L45 212L35 210ZM167 214H168V212H167ZM149 216H151V219H148V218H150ZM183 216H186V217H183ZM27 217H29V216H27ZM30 219H31V217H30ZM92 219H89V222H90V220L92 221ZM126 220H127V218H126ZM48 221L49 220H47V222ZM208 221H207L206 225H208ZM184 222L181 224V226L186 224ZM87 223H88V221H87ZM146 224L148 227V223H146ZM28 225H29V223H28ZM192 226L194 227L196 225L193 224L190 226V228ZM183 227H182V229H183ZM198 227H196V228H198ZM23 228L24 227H21V229H23ZM48 229H46V230H48ZM204 229H206V230H204ZM191 230H192V228H191ZM194 231H197V232H194ZM18 232H19V230H18ZM97 232H99V233H97ZM161 232H163L162 235H161ZM200 232H198V230H196V229L194 230V228H193V231H192L193 236H194V238H197V239H195L196 240V242H195L196 244L194 245L195 249L199 248V246L201 245V242H203V240H204L202 237L203 234L201 235ZM14 233H13V236H14ZM35 233H36V231H35ZM192 233H191V235H192ZM195 233H200V234H198V236H197V234H195ZM137 234H138V232H137ZM7 235H10V233L9 234L7 233ZM209 235H207V236H209ZM13 236H12V239H14ZM44 236L46 239L49 238L48 234H44ZM4 237H5V235H4ZM53 238H54V236H53ZM143 238H145V236ZM26 239H24V240H26ZM5 240H7V239H5ZM27 240H26V242H27ZM145 240L147 241V239H144L143 242ZM197 240H199V241L201 240V242L199 243V241H197ZM19 241H20L18 243L19 245L17 244L18 247L16 248V250L18 251V252H16V253H18V256H19V252H22L23 250H25V251H29V253H30L31 249L35 247V245H34V247H32V244H31L34 240L33 241L31 240L32 242L30 241L29 242L30 244L28 246H27V244L26 245L24 244L25 242H23V240H19ZM48 241H49V239H48ZM17 242H18V240H17ZM35 242L36 241H34V243ZM39 242H40V240H39ZM42 242H44V241H42ZM2 243H3V241H2ZM45 244H46V242H45ZM54 245H55V243H54ZM140 246H141V248H140ZM38 247H39V245H38ZM174 247L178 250L177 254L172 251ZM41 250H42V248H41ZM4 251H6V249ZM55 251L58 252V250H55ZM52 252H54V251H52ZM141 252L143 253V256L141 255L142 254ZM200 252L201 251H199V254H201ZM10 253H12V252H10ZM23 253H26V252H23ZM29 253L26 255H29ZM45 253H43V254L45 255ZM49 253H50V251H49ZM155 253H156V255H155ZM41 255H42V253H41ZM57 255H59V254L57 253ZM18 256H17V258H18ZM252 256L254 257V255H252ZM40 257H42V256H40ZM62 258H64V257L62 256L61 259H59V261H58L57 260L58 257L57 256L55 257V259L58 261V263L60 262V260L61 261L62 260L67 261L66 257H65V259H62ZM254 258L256 259L258 264H263L261 256L260 257L256 256ZM247 259H249L250 261L247 262L248 261ZM38 260H39V258H38ZM56 260H55L56 263L53 261V263H51V264H58ZM25 261H27V260H25Z\"/></svg>","mask_w":264,"mask_h":264}]
</instances>
